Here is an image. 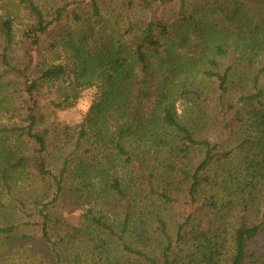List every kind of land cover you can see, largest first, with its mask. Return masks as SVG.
<instances>
[{"label":"trees","instance_id":"trees-1","mask_svg":"<svg viewBox=\"0 0 264 264\" xmlns=\"http://www.w3.org/2000/svg\"><path fill=\"white\" fill-rule=\"evenodd\" d=\"M8 252L264 264V0H0Z\"/></svg>","mask_w":264,"mask_h":264},{"label":"rangeland","instance_id":"rangeland-1","mask_svg":"<svg viewBox=\"0 0 264 264\" xmlns=\"http://www.w3.org/2000/svg\"><path fill=\"white\" fill-rule=\"evenodd\" d=\"M92 99H93V92L92 91L85 92L74 107L58 113L59 120L67 124H76L80 122L83 115L86 113ZM78 216L79 214L77 213L69 214V215L64 214L65 219H67L71 223L74 221V219H77ZM15 253L16 252H8L7 254L2 253L0 256V264H30V262L24 260L19 256V254H15Z\"/></svg>","mask_w":264,"mask_h":264}]
</instances>
